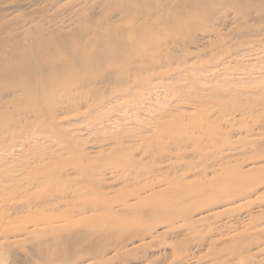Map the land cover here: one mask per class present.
I'll list each match as a JSON object with an SVG mask.
<instances>
[{"label":"rangeland","instance_id":"374dc122","mask_svg":"<svg viewBox=\"0 0 264 264\" xmlns=\"http://www.w3.org/2000/svg\"><path fill=\"white\" fill-rule=\"evenodd\" d=\"M45 43L30 79L0 70V264H78L99 230L127 246L79 264H264V177L205 196L264 166V0H0V68Z\"/></svg>","mask_w":264,"mask_h":264},{"label":"bare ground","instance_id":"6f19581e","mask_svg":"<svg viewBox=\"0 0 264 264\" xmlns=\"http://www.w3.org/2000/svg\"><path fill=\"white\" fill-rule=\"evenodd\" d=\"M65 39V36H63L61 39H60V41H62V40H64ZM34 43V42H33ZM38 46H39V44H38ZM37 47H31V49H29L30 51L28 52V53H24V51H21L19 54H23L24 55V57L22 58V61H21V64L19 65V64H14V63H10L6 68H0V70H5V71H8L9 73L7 74V73H5V74H7L8 76H7V78L10 80V81H14L15 79H24V78H26V77H29V79H30V77H32V75H30V73H28L29 72V70L31 69V67H32V65H37V66H40V65H42V61L46 58V56H47V53H46V49H47V46H46V43H45V45H43L41 48L40 47H38L39 49V51H35V49H36ZM48 53L50 54L51 53V50L50 51H48ZM15 58H19L20 59V57L18 56V55H15L14 56ZM21 60V59H20ZM37 69H39V67L37 68ZM37 71V70H36ZM52 72V71H51ZM51 74V73H50ZM51 78V77H50ZM46 82V81H45ZM89 82V81H88ZM44 83V82H43ZM49 85V84H48ZM6 88V87H5ZM48 89V88H47ZM1 95V94H0ZM6 97V96H5ZM262 158H259V159H252V160H250V164H251V166H253V167H250V168H248V171L246 172V173H244V172H240L241 174H240V176L239 177H236V176H234V177H226L223 181H217L215 184H214V186H212V187H210V185H209V187L205 190L206 191V193H205V196H207V195H209L212 199H214L217 203H221L222 205L223 204H229V201L230 200H228L227 201V199H232L231 197L229 198V197H226L225 195H223V193H221L220 195H218L217 193L219 192V190L222 188V187H224V186H231V187H233V189H234V185L236 184V196L235 195H233L236 199L237 198H244V199H247V198H249V197H251L253 194H256V191L258 190V187L261 185V184H258V185H256V186H253V187H249V186H247V185H243L244 186V189L245 190H243L242 192H239V189H241V187H243V186H241V183H245V182H247L248 180L246 179V175H249V174H247V173H250V172H254V171H256L257 172V174H261L263 177H264V166H258V164L260 163V162H262V160H261ZM264 160V159H263ZM222 160H218V162H217V164L216 165H218L220 162H221ZM216 165H212L211 167H213V166H216ZM220 166H222V165H220ZM219 166V167H220ZM217 167V166H216ZM219 170H221V169H219ZM255 180H256V178H254ZM254 180V181H255ZM174 183H176V182H174ZM156 185V184H155ZM155 185H151V186H149V187H147L146 189H149L150 188V190H154L155 189ZM166 185H167V187L166 188H164V189H162V190H158V192L157 193H154L156 196H161L162 194H166V192L168 193V198H170L171 197V199H172V195L175 193L173 190H174V185H173V182L171 183L170 181H167L166 182ZM264 185V184H263ZM5 187V186H4ZM172 187H173V190H172ZM187 189L188 187L186 186V184L185 185H183V184H181L180 185V189ZM197 188V187H196ZM145 189V190H146ZM184 189V190H185ZM232 189V190H233ZM225 191V190H224ZM227 192V191H226ZM15 192H11V193H7V197L8 198H6L3 202L5 203V204H7V206H6V208H11L12 207V197H9V196H11V195H13ZM228 193V192H227ZM154 194H150L149 196H151V195H154ZM138 195V194H137ZM203 195V194H202ZM134 196H136V194L134 195ZM5 197V196H4ZM41 199V198H40ZM48 198H43L42 200L43 201H48L47 200ZM135 199L138 201V200H140V198H139V196H136L135 197ZM134 199V200H135ZM146 199H148V198H145L144 200H146ZM240 200V199H239ZM172 202H173V200H160V198H158V199H156V203H155V205H158V204H161L163 207H164V205L163 204H166V206H169V205H171L172 204ZM192 202H194V201H192ZM48 202H44L43 204H47ZM64 203H65V201H64ZM67 204H69V203H67ZM70 204H73V203H70ZM121 204H122V206L123 205H125L126 206V204L124 203V200H122L121 201ZM211 204H212V202H211ZM231 204V203H230ZM5 206V205H4ZM31 207V206H30ZM30 207H27V208H30ZM186 208H188V206H186ZM83 210V208H80L79 210H77L76 212H84V211H82ZM168 213H170L169 215H166V216H163L164 218H165V224L166 225H168V227H170V228H174L175 227V222L177 221V217L179 216V215H182V214H184L185 213V211H181V210H179V209H175L173 212L171 211V210H169V211H167ZM221 213H222V211H219V212H215V213H213V214H207L206 216H204L200 221H205V220H209V219H217V217L219 216V215H221ZM186 217V220L188 221V218H189V216H185ZM212 217V218H211ZM157 218H159V217H155V216H151V220H156ZM161 219V218H160ZM49 222H51V223H53L54 221L53 220H49ZM66 222H68V220L66 221ZM8 224H10L9 222H7ZM70 223L71 224H69V225H67V226H65V227H63V228H60V229H56V230H53V232L54 231H57V232H55V235L56 234H60V233H64V232H70V231H72V229H78V228H76V227H78L79 225H81V224H77V223H75V222H71L70 221ZM195 224V223H194ZM52 226H54V225H52ZM34 227V229L32 230V231H27L26 232V229H25V234H28V235H31V234H33V233H36V232H40V233H46V232H44L45 231V229H42V228H38V226L37 225H34L33 226ZM54 227H56V226H54ZM125 228H127V229H131V227H132V225H129V226H124ZM10 231H11V229H9V230H3V231H0V237H8L9 236V234H10ZM20 231H22V230H20ZM48 232V231H47ZM88 233H90L91 235L92 234H95V233H97V231H92V230H86V234H88ZM102 232L99 230L98 231V234H100V236H101V240L99 241V239H98V242H96L95 240H93V241H91V239L90 238H88L87 237V240L86 241H88V243L91 241V243H90V245H92V252H91V255L90 256H87V257H85V256H80L79 258H78V261H79V263L80 262H83V260H88V261H92V260H97L98 262H100V261H107L104 257H106V254H108V251L111 249V248H113V251L112 252H110V253H113V252H118L119 251V249H116V246H119V247H125V246H127V245H125V243H126V241L124 240L123 242H119L118 244H115L113 241H110V242H108L101 250H99V248L97 247V245L96 244H103L102 242H104V240L105 239H111V237L114 235L113 233H109V234H107V233H102ZM57 245L58 246H60L59 245V241H58V243H57ZM111 246H113V247H111ZM56 252V251H55ZM39 253H43V252H40L39 251ZM52 253H53V251H52ZM1 255V254H0ZM41 255V254H40ZM2 256V255H1ZM1 256H0V258H1ZM2 258H4L3 256H2ZM6 258V257H5ZM82 258H87V259H82ZM1 260V262H2V260L3 259H0ZM67 260V261H66ZM66 260H64V262L62 263V264H73V263H76L74 260H72V259H66ZM67 262V263H66ZM5 263H7L6 261H5ZM78 263V264H79ZM3 264V263H2Z\"/></svg>","mask_w":264,"mask_h":264}]
</instances>
